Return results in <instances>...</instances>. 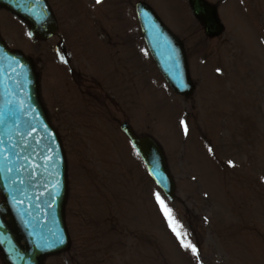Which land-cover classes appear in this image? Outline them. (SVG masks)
Segmentation results:
<instances>
[{"label":"rangeland","instance_id":"374dc122","mask_svg":"<svg viewBox=\"0 0 264 264\" xmlns=\"http://www.w3.org/2000/svg\"><path fill=\"white\" fill-rule=\"evenodd\" d=\"M46 1L59 24L50 41H32L0 9V39L33 61L66 159L70 246L43 264H264V0H204L223 24L217 39L205 36L186 0ZM137 2L182 42L195 85L189 98L175 95L152 63ZM122 123L162 148L172 201ZM156 193L199 260L179 246Z\"/></svg>","mask_w":264,"mask_h":264},{"label":"water","instance_id":"95a60500","mask_svg":"<svg viewBox=\"0 0 264 264\" xmlns=\"http://www.w3.org/2000/svg\"><path fill=\"white\" fill-rule=\"evenodd\" d=\"M188 1L193 14L203 21L206 35L210 38L220 35L222 26L214 10L203 0ZM1 7L24 20L33 38L48 39L56 31L45 0H0ZM135 9L144 42L159 72L174 92L190 95L193 86L182 45L147 5L138 3ZM121 131L155 184L166 197L173 198L174 183L158 145L148 137L135 136L127 124L121 126ZM0 138L9 157L6 161L0 160L2 261L4 264H41L44 257L68 247L63 220L65 161L57 135L39 102L30 61L20 53L8 51L1 41ZM46 156L52 157L50 163L44 162ZM60 240L63 242L59 243Z\"/></svg>","mask_w":264,"mask_h":264},{"label":"snow or ice","instance_id":"6c2138e0","mask_svg":"<svg viewBox=\"0 0 264 264\" xmlns=\"http://www.w3.org/2000/svg\"><path fill=\"white\" fill-rule=\"evenodd\" d=\"M96 4H101L103 2V0H95ZM61 61H63V57H61ZM219 71V70H217ZM181 126L183 128L184 131V135L187 136L189 134V129L187 124L182 120L181 122ZM38 143V142H37ZM4 145V140L2 138H0V160H8V155L6 153V150L3 147ZM208 152L209 154H212L213 149L211 147L208 148ZM25 160H28V157H24ZM52 160L51 156H46L44 159L45 163H50ZM229 166L230 167H234V165L232 164L231 161H229ZM8 171H11V168L8 169ZM17 171H20V169H17ZM21 183H23V181H21ZM155 199L156 202L159 204L160 206V210L163 213L165 220L168 223V227L170 229V231L173 233V235L175 236L179 246L184 249L185 251H189L193 257H195L197 260H199V251L198 248L196 247L195 244L192 243L191 240L188 239V234L183 230V226L180 225L174 218V216L172 215V211L171 209H169L167 207V205L165 204V202L161 199L159 193L155 194ZM59 243H62L63 241L60 240L58 241Z\"/></svg>","mask_w":264,"mask_h":264}]
</instances>
